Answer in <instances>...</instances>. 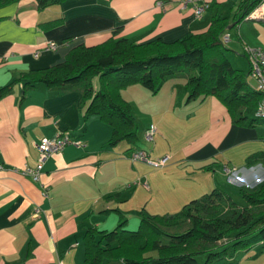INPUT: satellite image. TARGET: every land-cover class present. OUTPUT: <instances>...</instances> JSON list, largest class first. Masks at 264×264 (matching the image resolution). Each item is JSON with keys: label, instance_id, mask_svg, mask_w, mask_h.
<instances>
[{"label": "crops", "instance_id": "1", "mask_svg": "<svg viewBox=\"0 0 264 264\" xmlns=\"http://www.w3.org/2000/svg\"><path fill=\"white\" fill-rule=\"evenodd\" d=\"M208 1L214 4L201 15L179 0H60L44 7L11 1L0 6V83L61 60L73 44L111 33L145 41L203 30L212 13L227 14L237 0ZM53 18L60 21L50 25ZM48 40L58 43L44 47ZM22 83L16 79L0 95V264H89L83 243L89 226L109 229L121 219L134 227L143 209L174 211L214 185L244 184L256 169L244 158L260 133L232 121L212 94L187 100L182 75L166 78L156 92L139 82L121 89L143 135L149 123L155 125L153 138L144 136L137 147L150 158L167 154L162 164L131 158L134 147L126 139L109 144L110 124L85 114L77 84L59 90L37 82L22 93ZM63 130L85 144L67 143L47 156L38 179L19 171L35 162L34 142ZM224 163L234 168L224 171ZM259 249L264 251V238L211 264H264Z\"/></svg>", "mask_w": 264, "mask_h": 264}, {"label": "trees", "instance_id": "2", "mask_svg": "<svg viewBox=\"0 0 264 264\" xmlns=\"http://www.w3.org/2000/svg\"><path fill=\"white\" fill-rule=\"evenodd\" d=\"M11 1L0 0V6ZM35 1L44 7L60 0ZM258 1L237 0L232 14L214 12L205 29L172 40L137 41L111 33L95 43L78 42L61 60L27 68L0 83V95L10 91L18 78L23 79L22 93L37 82L59 90L77 84L85 114L96 113L110 124L108 143L126 139L136 148V119L121 89L139 82L156 92L166 78L182 75L187 100L212 94L232 121L255 125L264 121V116L254 113L259 92L246 82V72L230 63L220 36ZM58 21L60 18H53L49 24ZM244 162L264 166V149L249 152ZM222 187L214 185L172 212L143 209L135 228L123 226L121 219L109 229L89 226L83 235L85 260L89 264H211L249 248L264 238V180L255 188L236 185L237 200ZM150 249H156V254L146 253Z\"/></svg>", "mask_w": 264, "mask_h": 264}, {"label": "built area", "instance_id": "3", "mask_svg": "<svg viewBox=\"0 0 264 264\" xmlns=\"http://www.w3.org/2000/svg\"><path fill=\"white\" fill-rule=\"evenodd\" d=\"M156 3L162 4V0H156ZM187 4L192 6L193 12L196 15H201V13L209 7L210 2L208 0H179L180 7H184ZM243 18L264 20V0H259L244 14ZM220 38L223 42H227L230 39L229 31L224 30ZM57 43L58 42L54 40H48L44 44V47L53 48ZM243 52L248 60V70L245 74L246 82L259 92L254 113L257 116H264V47L261 45L250 46L245 44L243 46ZM34 54H37V50L34 51ZM154 130V123H149V125L144 128V136L147 139L153 138ZM67 143L85 144L82 139L71 137L67 130L60 131L52 136H41L39 140L34 142L35 148L37 149L35 162L33 164L24 163L19 168V171L31 176L33 179H38L45 158L59 151ZM130 157L133 159H142L152 164H162L167 159L168 155L164 154L159 157L150 158L144 148L136 147L131 150ZM1 167L4 168L2 162H0V168ZM233 168L234 166L224 163L222 170L230 171Z\"/></svg>", "mask_w": 264, "mask_h": 264}, {"label": "rangeland", "instance_id": "4", "mask_svg": "<svg viewBox=\"0 0 264 264\" xmlns=\"http://www.w3.org/2000/svg\"><path fill=\"white\" fill-rule=\"evenodd\" d=\"M235 7L236 6L234 4V7H232V10H228V11L226 10L227 11L226 13L232 14L233 9ZM240 28H241V30H240ZM227 30L231 33V35H230V39L224 43V52H225L226 56L228 57L230 63L233 66L240 67L243 71L246 72L248 70V60H247L246 56L244 55L243 46L245 44L250 45V46L260 44L261 46H264V20L252 19V18H243L238 23H236L235 25L229 26L227 28ZM238 32H239V34H238ZM210 96L208 95L207 99L212 98ZM193 102H197V101H190V103H188V105L196 104V106H200V104H202V103H198V102L197 103H193ZM140 103H141L140 106H143V104H145L147 102H145L141 98ZM133 109H134L133 111H135V108H133ZM138 116H139V114H138ZM134 117H135L136 123H137V134H138L137 143L140 144L141 142L145 141L144 140L145 138L143 135V128H142L143 126L141 125V120L139 118H137L135 116V114H134ZM251 126H254L253 128L257 131V133H260L259 138L256 139L255 142L253 143L254 150L264 149V121L256 122L255 125H251ZM237 157L239 160L241 159L240 155ZM254 166H255L254 168H256V169L247 178L245 183L241 184V185H244V186L249 187V188H255L256 186H258V184L261 181L264 180V166L261 163H255ZM231 176L234 180L235 176L233 174H231ZM236 185H238V184H236ZM222 188H224L225 190L230 192L231 195L236 200H237V198H239V194L236 190V187L233 185L232 182L228 183L227 185H223ZM178 208H175V210H177ZM137 225L134 227H131V228H135V227H137ZM260 249H263V248L260 246ZM260 249L256 250L257 254L262 252V251H260ZM146 253L156 254V249L147 250ZM252 256L255 257V255H252ZM201 261H202V258L200 257L199 262H201Z\"/></svg>", "mask_w": 264, "mask_h": 264}, {"label": "water", "instance_id": "5", "mask_svg": "<svg viewBox=\"0 0 264 264\" xmlns=\"http://www.w3.org/2000/svg\"><path fill=\"white\" fill-rule=\"evenodd\" d=\"M233 22H231L230 24H228V26L227 27H229L231 24H232Z\"/></svg>", "mask_w": 264, "mask_h": 264}]
</instances>
